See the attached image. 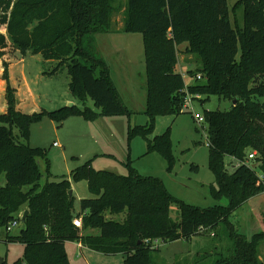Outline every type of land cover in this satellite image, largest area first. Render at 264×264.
<instances>
[{
    "label": "trees",
    "instance_id": "obj_1",
    "mask_svg": "<svg viewBox=\"0 0 264 264\" xmlns=\"http://www.w3.org/2000/svg\"><path fill=\"white\" fill-rule=\"evenodd\" d=\"M116 3L0 0V22L8 35L6 39L0 33L1 42L10 41L22 54L66 65L70 91L83 103L80 109L23 113L17 108L8 72L4 75L7 112L0 114V227L5 229L19 212L28 211L20 234H7L4 241L24 246V257L13 264H71L68 242L106 255L124 254L125 264H156L154 242L189 241L213 233L220 225L229 231L226 255L204 257L208 261L202 264H264L260 260L264 233L249 239L237 236L230 222L236 209L264 193L260 179L264 175V0L239 1L243 35L232 24L228 0H126L117 8ZM114 13H122L123 30L112 29ZM117 32L141 34L144 41L146 104L142 113L148 121L131 128L130 134H141L147 153L158 152L168 169L173 166L169 135L151 139V134L159 115H178L185 109L186 82L177 70L180 45L188 44L187 51L195 55L198 65L195 73L202 76L188 87L189 94L207 100L214 95L231 103L227 111L204 113L209 168L216 178V187L211 186L209 193L215 202L226 200L227 205L192 206L173 197L159 178L144 177L134 169L128 175L98 170L91 160L71 175L74 182H86L92 196L81 200L80 213L75 211L74 195L70 197L68 179L47 178L41 183L44 174L39 161L47 152L29 144L34 122L45 114L60 122L70 114L89 121L99 115H132L113 85L106 61L92 46L96 37ZM86 102H92L99 113ZM191 168L199 171L197 166ZM173 205L177 219L171 215ZM107 213L126 217L122 223L108 220ZM75 218L82 219L81 228L74 226Z\"/></svg>",
    "mask_w": 264,
    "mask_h": 264
},
{
    "label": "rangeland",
    "instance_id": "obj_2",
    "mask_svg": "<svg viewBox=\"0 0 264 264\" xmlns=\"http://www.w3.org/2000/svg\"><path fill=\"white\" fill-rule=\"evenodd\" d=\"M239 1L228 0V5L230 10L233 9L232 24L243 35V8L237 6ZM125 2L126 0H117L115 7ZM112 23V29L115 31L123 30L122 13H114ZM0 33L8 39L6 25L2 21ZM142 37L141 34H123L115 38L112 34L100 35L92 45L107 61L113 85L132 113L130 117L125 114L111 117L99 115L94 121H89L80 114H70L60 122L45 114L42 119L31 125L29 144L47 152L46 158L39 161L44 174L41 183L44 184L47 178L49 181L68 179L70 191L75 192V211L80 213L81 200L92 196L87 183L74 182L71 175L74 169L91 160L94 168L112 170L120 175H128L130 170L134 169L144 177L159 178L173 197L192 206L208 208L219 204L227 205L226 200L215 202L210 196L209 188L216 187V178L209 168L208 126L205 122L198 123L197 117H204L205 111H227L231 107L229 101L214 95L207 100V97L198 95L189 109H183L178 115L164 114L156 118L151 139L168 133L173 157L171 170L168 169L167 161L158 152L147 153V145L141 134L134 136L130 134L133 126H143L148 121L147 116L142 113L146 104V71ZM103 46L108 47V56H103L99 51ZM179 50V59L184 56L185 63L197 65L194 54L185 52L183 48ZM115 52L120 53L117 60L122 62L121 64H117L118 61L109 63L110 58L116 57ZM125 63L130 65L121 66ZM4 64L8 65L7 69ZM179 71L181 73L182 70ZM186 71L187 68L184 72ZM6 72L10 86L15 89L17 108L23 113H49L64 107L79 109L83 107L82 101L70 91L71 78L66 65L45 60L42 56L29 52L25 54L16 52L10 41L0 40V114L7 112V85L4 79ZM191 74L193 77L196 73ZM188 77L187 74L184 75L186 83L191 82L192 77ZM129 99L134 100L132 102ZM86 105L99 113L92 102H86ZM226 161L230 162L229 159ZM46 162L49 163V169ZM192 166H197L199 171H193ZM2 183H5V176L2 178ZM28 189L26 187L24 190ZM23 214L22 210L17 216L23 217ZM178 214L177 207L173 205L172 218L177 219ZM125 217V213L106 214L108 220L122 223ZM231 222H238L239 231L245 230L248 234L260 232L253 230L245 207L233 215ZM22 229L21 223L20 227L9 236L19 235ZM89 233L97 235V231L94 230H90ZM6 237L5 229L0 227V258L7 264H13L24 257V246L20 243L4 242ZM230 243L229 231L224 225H220L213 233L194 237L189 241L154 242L153 246L158 250L153 254V258L156 264H193L196 260L202 264L208 259H213L220 251L226 250ZM263 250L264 244L260 251ZM66 253L71 264H125L126 260L124 254L106 255L82 247L76 242L66 243ZM206 254L208 257H205L208 259L202 257Z\"/></svg>",
    "mask_w": 264,
    "mask_h": 264
},
{
    "label": "crops",
    "instance_id": "obj_3",
    "mask_svg": "<svg viewBox=\"0 0 264 264\" xmlns=\"http://www.w3.org/2000/svg\"><path fill=\"white\" fill-rule=\"evenodd\" d=\"M230 12H231V20H232V12H233V9L232 10H230ZM123 34H126V33H114V34H112L113 35V38H115V37H118L119 35H123ZM114 35H116V36H114ZM143 38V37H142ZM186 45V46H185ZM184 49V51L185 52H187V49H188V44L187 43H185V44H182V45H180L179 47H178V55H179V49ZM99 51L101 52V54H103V56H108V54H109V52H108V47L107 46H103V48H99ZM16 52H19V51H16ZM116 53V57H114V58H110L109 59V63H115V61L117 62L118 60H117V56H119L120 55V53L119 52H115ZM7 56L8 55H6V58H7ZM179 57H180V55L178 56V65H177V70H182L181 71V74L184 76L185 74H187V77H188V73L190 72V71H193V72H195L196 71V69H197V66L198 65H195V64H193V63H185V58L186 57H181L180 59H179ZM107 62V61H106ZM121 64L122 62H120V61H118V63L117 64ZM126 64L127 63H125V65H121V66H126ZM130 64H127V66H129ZM129 68V67H128ZM185 68H187V71L186 72H184V70H185ZM146 71V70H145ZM146 73V72H145ZM179 73H180V71H179ZM146 75V74H145ZM110 76H111V72H110ZM190 77V76H189ZM188 77V78H189ZM191 79L192 78H190V81H191ZM134 95V94H133ZM132 96V95H131ZM132 98H133V96H132ZM130 101H132L133 102V100L134 99H129ZM145 103H146V93H145ZM144 110H145V108H144ZM144 110H143V112H144ZM142 112V111H141ZM142 114V113H141ZM135 126H137V125H135ZM134 127V126H133ZM55 146H57L56 145V143H55ZM95 169H98V170H106V169H104V168H96L95 167ZM110 171H112V170H110ZM112 172H115V171H112ZM116 173V172H115ZM73 195H75V192L73 191ZM247 208V214H248V216H249V218H250V221H251V224H252V226H253V230H259L260 232H258V233H254V234H248L245 230H243V231H239V225H238V222H231V218L233 217V215H235L238 211H240L242 208ZM230 222H231V224L233 225V227H234V230H235V234L237 235V236H243V237H246L247 239H249V238H251L252 236H254V235H256V234H260V233H264V193H262V194H260V195H258V196H256V197H253V198H251L250 200H248L245 204H243L241 207H239L238 209H236L233 213H232V215H231V217H230ZM80 245V244H79ZM81 246V245H80ZM223 252H220V255L222 254V256H225L226 254V251L225 250H222ZM225 252V253H224ZM224 253V254H223ZM209 255H211V253H208ZM205 256H207V254L206 255H204V256H202V257H205ZM260 260L264 263V250H263V252H261V254H260Z\"/></svg>",
    "mask_w": 264,
    "mask_h": 264
},
{
    "label": "built area",
    "instance_id": "obj_4",
    "mask_svg": "<svg viewBox=\"0 0 264 264\" xmlns=\"http://www.w3.org/2000/svg\"><path fill=\"white\" fill-rule=\"evenodd\" d=\"M201 77L202 76L200 74H197V75H195V76L192 77L190 83H186L185 84V90L183 91V93L185 94V100H184V108L185 109H189V107L192 105L193 100L195 98L194 96H192L191 94H189L188 87L190 85L196 83L197 81H200L201 80ZM197 121H198V123L202 124V123L205 122V119H204V117L199 116V117H197ZM207 145H208V143H207ZM254 156H255V153L251 154L249 156V158L250 159H253ZM260 179L262 181H264V175H260ZM21 218H22V215H19V216H17L16 219H14L12 222H10L7 225V227L5 228V232L7 234H11L15 229L19 228L20 227V224H21ZM73 224H74L75 227L81 228L82 227V219L81 218H75L74 221H73Z\"/></svg>",
    "mask_w": 264,
    "mask_h": 264
},
{
    "label": "water",
    "instance_id": "obj_5",
    "mask_svg": "<svg viewBox=\"0 0 264 264\" xmlns=\"http://www.w3.org/2000/svg\"><path fill=\"white\" fill-rule=\"evenodd\" d=\"M72 195H73V190L70 191V197H72ZM27 215H28V211H25L23 214L22 220H24ZM4 263L5 261L2 258H0V264H4Z\"/></svg>",
    "mask_w": 264,
    "mask_h": 264
}]
</instances>
